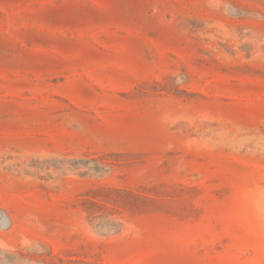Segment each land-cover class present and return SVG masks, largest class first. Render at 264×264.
Returning a JSON list of instances; mask_svg holds the SVG:
<instances>
[{"label":"rangeland","instance_id":"rangeland-1","mask_svg":"<svg viewBox=\"0 0 264 264\" xmlns=\"http://www.w3.org/2000/svg\"><path fill=\"white\" fill-rule=\"evenodd\" d=\"M0 264H264V0H0Z\"/></svg>","mask_w":264,"mask_h":264}]
</instances>
